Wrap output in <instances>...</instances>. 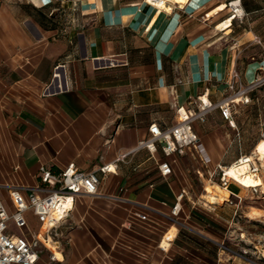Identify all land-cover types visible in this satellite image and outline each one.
I'll list each match as a JSON object with an SVG mask.
<instances>
[{
  "label": "crops",
  "instance_id": "0c3cea01",
  "mask_svg": "<svg viewBox=\"0 0 264 264\" xmlns=\"http://www.w3.org/2000/svg\"><path fill=\"white\" fill-rule=\"evenodd\" d=\"M229 1L241 11L233 15ZM262 57L264 0H166L160 8L145 0H0L2 202L12 208L7 186H38L41 165H114L97 172L95 194L76 197L58 229L61 258L40 254L34 264H256L233 247L235 193L204 200L189 173V164L216 172L248 155L235 116L234 126L218 110L193 123L207 164L192 148L166 155L159 143L115 159L147 138L150 124L173 125L177 106L202 93L220 98L231 69L250 81ZM165 161L171 172L162 175ZM25 217L35 234L36 216Z\"/></svg>",
  "mask_w": 264,
  "mask_h": 264
},
{
  "label": "built area",
  "instance_id": "2783aa9c",
  "mask_svg": "<svg viewBox=\"0 0 264 264\" xmlns=\"http://www.w3.org/2000/svg\"><path fill=\"white\" fill-rule=\"evenodd\" d=\"M165 1L145 0L149 5L158 8L165 5ZM237 4L236 1L228 2L233 15L238 13ZM61 66L56 65L54 68L56 70ZM53 74L58 75L56 72ZM261 86H264V65H261L259 72L246 82L242 80L238 70L231 69L226 81L227 91L220 98L212 101L207 97L204 98L205 93H202L196 96L190 107L177 106V120L173 125L161 129L156 123L150 124L149 136L139 140L135 148L119 154L115 160H122L127 154L141 147L152 150L155 144L159 143L166 155L173 152L182 153L185 148H192L202 163L207 164L210 158L199 149V137L193 129V123L203 121L211 111L218 110L221 117L234 126L233 116L237 106L250 102V94ZM61 88L60 86L59 89ZM242 159L244 162H250L247 160L248 155H241L232 164H237ZM224 167L217 164L216 170L220 174L221 184L226 188L230 178L226 177ZM159 169L162 175L171 172V167L166 161L159 164ZM113 170L114 165L111 163L102 164L90 171L80 170L74 163H68L58 172L41 165L38 169L40 181L38 186H7L12 208L9 209L0 199V264H34L40 255L39 246H46L41 236L43 239L51 238L59 249L62 235L58 229L73 210L76 197L80 194H95L99 183L97 172L105 173ZM208 173L212 176L215 172ZM25 189L30 191L28 199L22 194V190ZM184 194L183 189L177 195L171 210L173 215H177L180 199ZM27 211H31L40 223L39 230L33 235L27 229L25 217ZM140 217L143 218L144 215ZM11 223L19 233L11 229ZM221 249L225 250L223 246Z\"/></svg>",
  "mask_w": 264,
  "mask_h": 264
},
{
  "label": "rangeland",
  "instance_id": "374dc122",
  "mask_svg": "<svg viewBox=\"0 0 264 264\" xmlns=\"http://www.w3.org/2000/svg\"><path fill=\"white\" fill-rule=\"evenodd\" d=\"M257 40L259 39L255 38V41ZM248 56L257 58L262 55L253 52ZM254 66V63L251 64V68H254ZM234 116L241 126L239 127L240 132L243 130V134L247 138L243 152L250 155L257 141L264 138V86L259 87L250 94V102L238 105ZM254 160L255 164L251 162L252 169L258 167L255 172L264 179V161ZM196 167L201 170L202 177L196 172ZM189 169L193 186L202 195L206 192L204 190L205 186L214 183L223 186L218 171L210 176L207 168L199 163L195 166L189 164ZM227 190L233 191L236 195L232 197L237 210L230 231L231 240L234 243L233 247L237 252L250 256L256 264H264V187L245 188L230 179ZM202 197L206 200V197ZM227 198H229V193ZM11 228L14 232L19 233L14 225L11 224ZM38 249L40 254L53 255L44 245L39 246Z\"/></svg>",
  "mask_w": 264,
  "mask_h": 264
},
{
  "label": "bare ground",
  "instance_id": "6f19581e",
  "mask_svg": "<svg viewBox=\"0 0 264 264\" xmlns=\"http://www.w3.org/2000/svg\"><path fill=\"white\" fill-rule=\"evenodd\" d=\"M177 1L182 2L185 0H177ZM240 11L241 9L238 7L237 12ZM254 159L264 161V138H261L257 141V143L253 148V151L251 152L250 155H248L247 160H250V162H244V160L242 159L237 164H230L224 167V173L226 177L234 180L236 183H238L239 185L245 188H250V187L260 188V186L264 187V179H262L261 176L257 172H255V170L258 167L252 169L251 162L255 164ZM204 190L206 191L204 194L206 199L213 203H221L223 200L227 199L228 196V190L225 187L220 186L216 183L210 184L207 187L205 186ZM41 239L45 241L46 246L54 254V257L61 258L59 249L57 248L55 241H53L51 238L43 239L42 236Z\"/></svg>",
  "mask_w": 264,
  "mask_h": 264
}]
</instances>
